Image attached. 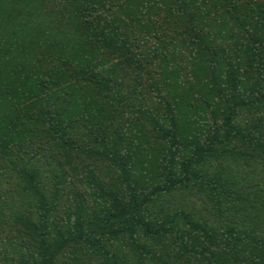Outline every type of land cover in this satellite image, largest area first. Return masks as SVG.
Segmentation results:
<instances>
[{
  "label": "trees",
  "instance_id": "obj_1",
  "mask_svg": "<svg viewBox=\"0 0 264 264\" xmlns=\"http://www.w3.org/2000/svg\"><path fill=\"white\" fill-rule=\"evenodd\" d=\"M0 264H264V0H0Z\"/></svg>",
  "mask_w": 264,
  "mask_h": 264
}]
</instances>
